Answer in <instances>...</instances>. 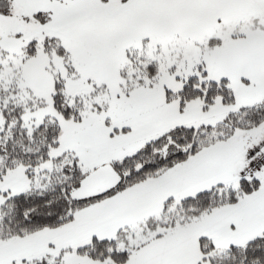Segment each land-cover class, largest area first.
I'll list each match as a JSON object with an SVG mask.
<instances>
[{
	"label": "snow or ice",
	"instance_id": "obj_1",
	"mask_svg": "<svg viewBox=\"0 0 264 264\" xmlns=\"http://www.w3.org/2000/svg\"><path fill=\"white\" fill-rule=\"evenodd\" d=\"M0 264H264V0H0Z\"/></svg>",
	"mask_w": 264,
	"mask_h": 264
}]
</instances>
